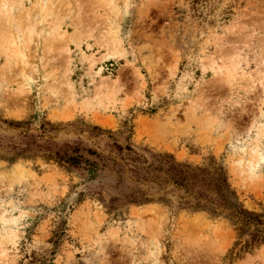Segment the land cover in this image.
<instances>
[{"label":"rangeland","instance_id":"1","mask_svg":"<svg viewBox=\"0 0 264 264\" xmlns=\"http://www.w3.org/2000/svg\"><path fill=\"white\" fill-rule=\"evenodd\" d=\"M165 154L264 218V0H0V264H264V225L155 187Z\"/></svg>","mask_w":264,"mask_h":264},{"label":"trees","instance_id":"2","mask_svg":"<svg viewBox=\"0 0 264 264\" xmlns=\"http://www.w3.org/2000/svg\"><path fill=\"white\" fill-rule=\"evenodd\" d=\"M74 152L69 153L68 150L49 154V158L53 159L60 165L67 164L69 166L78 167L85 161L83 155L79 154L80 150L75 148ZM157 161L155 172L163 173L165 176L162 180L157 176L153 180L155 187L171 183L176 192L181 193L178 196L179 205L183 208H191L195 210L207 211L214 216H223L227 214L235 224L244 226H262L264 218L260 214H256L246 210L240 205L236 191L229 182V176L226 168L217 164L215 157L210 158L208 167H191L190 165L179 164L173 155L165 154L154 157ZM164 182V184H163ZM155 191H158V188ZM155 196L134 198L132 203L142 204L162 201ZM259 233L263 230L256 228Z\"/></svg>","mask_w":264,"mask_h":264}]
</instances>
